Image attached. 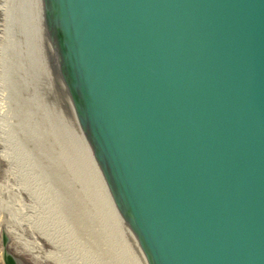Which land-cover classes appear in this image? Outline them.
<instances>
[{
	"label": "water",
	"instance_id": "95a60500",
	"mask_svg": "<svg viewBox=\"0 0 264 264\" xmlns=\"http://www.w3.org/2000/svg\"><path fill=\"white\" fill-rule=\"evenodd\" d=\"M14 103L101 264H264V0H12ZM0 264H41L2 223Z\"/></svg>",
	"mask_w": 264,
	"mask_h": 264
},
{
	"label": "rangeland",
	"instance_id": "374dc122",
	"mask_svg": "<svg viewBox=\"0 0 264 264\" xmlns=\"http://www.w3.org/2000/svg\"><path fill=\"white\" fill-rule=\"evenodd\" d=\"M11 1L0 0V236L2 223L9 224L12 234L30 242L38 240L52 255L56 248L39 234L40 229L50 230L69 242L66 250H71L72 243L80 249L85 242L45 176L14 103L8 37Z\"/></svg>",
	"mask_w": 264,
	"mask_h": 264
},
{
	"label": "bare ground",
	"instance_id": "6f19581e",
	"mask_svg": "<svg viewBox=\"0 0 264 264\" xmlns=\"http://www.w3.org/2000/svg\"><path fill=\"white\" fill-rule=\"evenodd\" d=\"M9 6V5H7ZM6 9L8 8H5V11H7ZM9 15V14H8ZM49 221V220H48ZM39 229V228H38ZM69 231V230H68ZM39 234L46 239V241H48V243L52 244L54 246V248H56V251L53 252L52 255L50 254H46L45 253V250L42 246V244L40 242H38V240H36L35 242H30L28 241L26 238V242L29 243L31 246H33L38 255H39V258H40V261L42 262L43 260L45 259H48V260H51V261H54L56 264H77V259L79 260H84L85 261V258H84V255L80 256L81 259L79 258V254L77 252V249H75V247H78L76 246V244L72 243V245L70 246L71 248V251L73 250H76L74 253H72L73 255H70V254H67L66 252L63 253V250L65 251L68 246H69V242L65 243L64 241H61L59 238H57L54 233H52L50 230L47 231V232H44L42 231V229L39 230ZM70 241V240H69ZM75 246V247H74ZM87 246V245H86ZM66 248V249H65ZM88 250V249H87ZM88 254V253H87ZM87 259V258H86Z\"/></svg>",
	"mask_w": 264,
	"mask_h": 264
},
{
	"label": "flooded vegetation",
	"instance_id": "af4514ba",
	"mask_svg": "<svg viewBox=\"0 0 264 264\" xmlns=\"http://www.w3.org/2000/svg\"><path fill=\"white\" fill-rule=\"evenodd\" d=\"M83 245V248H81L80 247V249H79V246L78 247H75V249H77V252H78V256H79V258L81 259V257L80 256H82V255H84V258H85V261L84 260H79V259H77L78 261H77V264H101L98 260H97V258L94 256V254L90 251V249L88 248V250L85 248L86 247V245L85 244H82L81 243V246ZM77 246V245H76ZM82 249V250H81ZM76 250H73V251H71V250H63V253H67V254H70V255H73L72 253H74ZM54 252V251H53ZM46 253V252H45ZM51 254H53L52 252H50ZM88 253V254H87ZM46 254H48V253H46ZM87 258V259H86ZM43 261H50V260H48V259H45V260H43ZM42 261V262H43Z\"/></svg>",
	"mask_w": 264,
	"mask_h": 264
}]
</instances>
